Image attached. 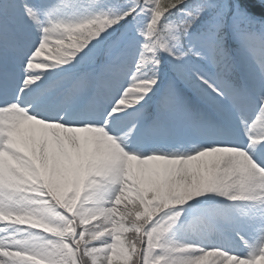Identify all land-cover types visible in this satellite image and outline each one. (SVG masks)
Listing matches in <instances>:
<instances>
[{
  "label": "snow or ice",
  "instance_id": "6c2138e0",
  "mask_svg": "<svg viewBox=\"0 0 264 264\" xmlns=\"http://www.w3.org/2000/svg\"><path fill=\"white\" fill-rule=\"evenodd\" d=\"M0 222V264H264V0H0Z\"/></svg>",
  "mask_w": 264,
  "mask_h": 264
},
{
  "label": "rangeland",
  "instance_id": "374dc122",
  "mask_svg": "<svg viewBox=\"0 0 264 264\" xmlns=\"http://www.w3.org/2000/svg\"><path fill=\"white\" fill-rule=\"evenodd\" d=\"M3 225H4V222L0 223V227H3ZM213 259H214V258H213Z\"/></svg>",
  "mask_w": 264,
  "mask_h": 264
}]
</instances>
